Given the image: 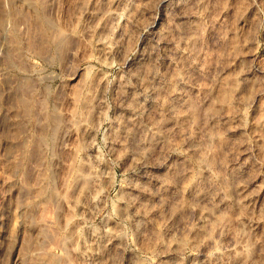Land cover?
I'll return each instance as SVG.
<instances>
[{
	"label": "rangeland",
	"instance_id": "1",
	"mask_svg": "<svg viewBox=\"0 0 264 264\" xmlns=\"http://www.w3.org/2000/svg\"><path fill=\"white\" fill-rule=\"evenodd\" d=\"M0 264H264V0H0Z\"/></svg>",
	"mask_w": 264,
	"mask_h": 264
}]
</instances>
